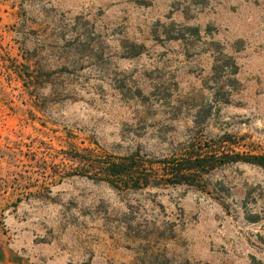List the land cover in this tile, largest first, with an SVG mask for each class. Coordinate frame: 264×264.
<instances>
[{
    "label": "rangeland",
    "instance_id": "1",
    "mask_svg": "<svg viewBox=\"0 0 264 264\" xmlns=\"http://www.w3.org/2000/svg\"><path fill=\"white\" fill-rule=\"evenodd\" d=\"M197 151L264 154V0H0V264H264V167Z\"/></svg>",
    "mask_w": 264,
    "mask_h": 264
},
{
    "label": "trees",
    "instance_id": "2",
    "mask_svg": "<svg viewBox=\"0 0 264 264\" xmlns=\"http://www.w3.org/2000/svg\"><path fill=\"white\" fill-rule=\"evenodd\" d=\"M194 30L196 31L197 29L194 28ZM221 55L223 61H216L213 67L214 71L231 75L237 73L238 66L232 57L224 52ZM138 160L135 154L120 157L119 160H104L101 162L103 176L116 187L141 188L149 185L151 182L150 178L155 176V172L153 169L147 171L145 167L138 164ZM232 160L253 163L264 167V154L247 155L236 152H223L222 155H218L216 151H211L203 155L197 151L194 154L165 158L160 161L162 163L160 168L163 170V175L160 179L172 184L187 183L195 185L197 180L203 177L204 173H209L218 165H223Z\"/></svg>",
    "mask_w": 264,
    "mask_h": 264
}]
</instances>
